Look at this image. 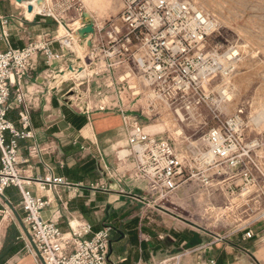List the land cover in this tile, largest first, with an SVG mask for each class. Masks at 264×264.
<instances>
[{"label": "crops", "instance_id": "obj_1", "mask_svg": "<svg viewBox=\"0 0 264 264\" xmlns=\"http://www.w3.org/2000/svg\"><path fill=\"white\" fill-rule=\"evenodd\" d=\"M74 2L43 0V4L38 5L34 0L31 2L34 10L29 12L28 2L0 0V51L22 48L30 40H38L59 56L48 60L42 53L35 55L29 74L15 83L9 100V117L18 130H22L19 112L26 110L30 115L32 137L19 140L18 168L26 181L25 188L48 201L41 211L42 218L56 222L64 233L70 232V222H89L93 231L110 226L111 259L125 258V264H159L162 261L158 260L159 256L166 254L169 258L185 248H192L187 257L190 263L213 256L217 264H264L263 219H257L258 223H263L260 226L257 222L248 225L253 231L252 238L245 236L242 225L224 234L215 232L219 237L208 235L207 238L198 232L201 243L196 245L200 248L196 250L193 249L196 246L187 244L185 230H177L173 220L168 218L162 223L156 218L158 215L151 213V199H155V204L159 199L145 181L128 177L134 173L136 160L129 145L125 120L140 116L139 100L136 101L134 92L122 90L119 77L112 82L103 72L90 70L89 63L81 67L83 61L76 53L83 52L79 31L89 22L77 27L69 23L73 17L68 20L67 9ZM66 4L68 6L62 10ZM4 32L8 37L3 36ZM83 69L90 70L84 78L80 76ZM19 91L24 96L20 108L16 106ZM155 131L159 136L161 130ZM200 141L201 138L195 141L185 138L175 146L184 151L189 144L201 146L203 139ZM216 170L204 171V175L211 177L206 188L196 174L198 170L194 171L182 193L193 200L202 190L213 194L214 211L217 212L219 205V210L224 212L221 216L228 210L243 214L248 209L245 204L254 197L256 205L262 206L256 187L246 192L243 179L231 174L232 178L224 185V178L217 175ZM49 177L65 178L71 186L49 189L46 184V189L42 188L45 178ZM230 184L241 188L231 194L227 188ZM252 191H255L254 197L250 196ZM236 197L245 202L243 207L226 202ZM263 212L264 206L259 207V216ZM23 216L20 190L15 186L7 187L0 197V264H41L23 234L20 224ZM12 227L16 228V233H11ZM158 229L164 234L159 232L158 235ZM12 247L15 252L8 256L7 248Z\"/></svg>", "mask_w": 264, "mask_h": 264}, {"label": "built area", "instance_id": "obj_2", "mask_svg": "<svg viewBox=\"0 0 264 264\" xmlns=\"http://www.w3.org/2000/svg\"><path fill=\"white\" fill-rule=\"evenodd\" d=\"M121 1L124 30L115 27L109 34L108 46L101 50L105 61L98 72L110 73L122 64H128L129 72L119 78L120 82L127 81L132 73L143 79L154 95L147 100L153 112L159 111L155 106L157 102L173 109L185 104V110L189 111L194 102L216 101L215 83L227 85L226 80L232 78L241 58L238 45L224 49L223 44L213 41L219 32L216 20L190 0ZM3 36L8 37V33L4 32ZM40 53L48 60L59 58L47 44L38 40H30L22 48L10 47L0 51V197L7 187L15 186L20 190L24 210L20 224L41 264H125V258L111 259L110 226L93 231L89 222H70V232L64 233L56 222L42 218L41 211L48 201L33 195L24 186L26 181L18 168L19 140L32 137L31 120L28 111H20L22 130H18L9 118V100L12 87L29 74L33 57ZM87 57L89 65H98L96 45L91 41ZM205 87L206 91L203 90ZM23 101L24 96L19 91L16 106L20 108ZM239 113L221 120L213 110V117L219 119L217 125L204 133L201 146L189 144L184 151L178 150L168 138L148 132L137 117H127L125 127L136 160L134 173L128 177L145 181L157 199L167 200L175 190L193 178L196 170L202 187L206 188L211 183V177L204 175V171L216 168V174L224 178V185L230 178L239 175L246 192L250 187H256L258 202L262 201L264 206V174L254 173ZM223 166L227 171L222 169ZM119 181L122 182V178ZM46 184L49 189L59 185L71 186L62 177L45 178L42 188L46 189ZM227 188L231 194L238 189L234 184ZM210 210L213 213L211 207L205 209L206 213ZM248 212L249 209H245L243 214ZM259 217L264 220V212ZM218 223H222L221 220ZM242 229L247 238L253 237L248 225ZM89 234L92 235L87 237ZM193 249L200 248L196 246ZM191 250L185 248L159 264H217L213 256L188 262Z\"/></svg>", "mask_w": 264, "mask_h": 264}, {"label": "rangeland", "instance_id": "obj_3", "mask_svg": "<svg viewBox=\"0 0 264 264\" xmlns=\"http://www.w3.org/2000/svg\"><path fill=\"white\" fill-rule=\"evenodd\" d=\"M190 1L203 9L218 23L219 32L213 37L214 42L223 44L224 49L230 45H238L241 51V58L236 72L230 80H226L225 84L227 85L224 86L223 82L215 83L213 89L215 90V100H217L212 103L203 104H196L195 102L192 104L187 103L191 104V110L189 111L185 110V104H181L175 109L169 107V112L165 110L166 105L157 102L155 104L159 109L157 111L159 113H157L152 111L147 101L149 99L148 94L151 92L148 84L143 79H139L134 73L128 77L127 81L121 83L122 90L136 92V101L139 100L138 112L140 116H135L145 129L152 134H155L157 128L160 129L159 136L168 138L176 146H179L183 140L185 141V138L190 141L201 138L200 142H202L204 133L208 132L219 122V119L213 117V110H216L221 120L241 112L239 113L240 127L244 129V141L250 149L254 173L256 175L264 174V0ZM67 6L66 4L61 9L63 10ZM122 9L123 4L121 0H75L74 5L70 9H67L68 20L73 17L71 21L69 20V23H75L74 27L86 22L93 23L97 27L93 35H90V38L80 34L79 39L82 40L83 52L76 51V53L83 61L81 67H85L84 63L88 65L90 62L87 57L90 41L96 45L98 52L96 63L98 65H90L88 68L93 70L104 64L105 59L101 50H104L108 46L109 34L113 32L115 27L124 30L121 20ZM82 12L85 13V16H81ZM66 17L67 15H65ZM83 53L85 54L84 56ZM127 67L128 64H122L110 73H103L113 82L115 77H123L129 72ZM99 70L100 67L95 72ZM89 71L87 70L84 75L85 77L90 73ZM82 72L81 70L80 73ZM218 85L222 86L218 87ZM221 88L230 92V99L222 103V108H220L222 104L219 102L221 99ZM203 90L206 91V87ZM193 110L196 115L191 116L190 113ZM180 113L185 116V121H180ZM127 153L125 152V154ZM223 170L227 171L225 167ZM183 190H185V184L171 194V199L159 200L156 204L154 203L155 199H151L152 207L150 209L151 213L158 215L156 218L160 222L164 223V220L170 218L175 223V226H177V230H185V234L199 232L209 238V234L197 229L190 223L221 234L227 233L231 228L239 225L244 226L258 223L257 219L260 218L259 207H262L263 203L261 201L262 206L256 205L255 191H252L250 195L254 197V200L249 196L251 199L247 201L248 204H245L249 209L247 214H238L236 210H228L225 214L226 216L222 217L220 214L224 213L223 210L218 209V213L214 211L213 194L202 190L200 196L193 200L187 198L182 193ZM226 201L238 204L234 206H238L239 208L243 207L245 203L237 197ZM207 207H211L213 213L212 210L206 213L205 209ZM220 220L222 223H218ZM262 224L258 223L259 226ZM158 228L166 230L164 227ZM159 229L158 235L161 232ZM210 238L213 239V237ZM167 257L164 254L163 256H159L158 260L159 258L163 260Z\"/></svg>", "mask_w": 264, "mask_h": 264}, {"label": "water", "instance_id": "obj_4", "mask_svg": "<svg viewBox=\"0 0 264 264\" xmlns=\"http://www.w3.org/2000/svg\"><path fill=\"white\" fill-rule=\"evenodd\" d=\"M18 2H20V3H23V2H28L29 4H28V11L29 12H33V10H34V5L33 4H31V2L32 1H34V0H17ZM43 2V0H38V3L40 4V3H42ZM87 15V14H86ZM80 34L82 35V36H89L90 34H93L94 32H95V25L93 24V23H88V24H86L83 28H81L80 29ZM73 69V68H72ZM191 225H193V226H195L197 229H199V230H201V231H203V232H205V233H207V234H209V235H212V236H215V237H219V236H217L214 232H212V231H209V230H206V229H204V228H202V227H200V226H198V225H195V224H193V223H190Z\"/></svg>", "mask_w": 264, "mask_h": 264}, {"label": "trees", "instance_id": "obj_5", "mask_svg": "<svg viewBox=\"0 0 264 264\" xmlns=\"http://www.w3.org/2000/svg\"><path fill=\"white\" fill-rule=\"evenodd\" d=\"M10 118V117H9ZM1 151V150H0ZM1 153V152H0ZM6 198V197H5ZM16 233V228L15 227H12L11 228V233ZM185 240H187V244L189 246H196L198 245L199 243H201V238H200V235L198 232H190L188 234H185ZM5 250H6V247H5ZM7 251H8V256L12 255L14 252H15V248L12 247V248H7Z\"/></svg>", "mask_w": 264, "mask_h": 264}, {"label": "bare ground", "instance_id": "obj_6", "mask_svg": "<svg viewBox=\"0 0 264 264\" xmlns=\"http://www.w3.org/2000/svg\"><path fill=\"white\" fill-rule=\"evenodd\" d=\"M36 3L38 4V5H42L43 3H38V0H36ZM90 36V35H89ZM89 36H88V38H89ZM81 47V46H80ZM81 50H82V47H81ZM86 69H83V72L80 74V75H82V76H84L85 74H86ZM217 85V84H216ZM220 86H222V85H218V87H220ZM220 93H221V99H220V101L219 102H221V104L222 103H224L225 101H227V99H230V92L228 91V90H223L222 88L220 89ZM149 97H151V98H153L154 97V95H153V93L152 92H150L149 94ZM221 107L220 108H222V106H223V104L222 105H220ZM166 108H168L169 109V107L168 106H166ZM191 108V107H190ZM178 115V114H177ZM190 115L192 116V115H196L195 114V112H194V110L193 111H191V113H190ZM180 121H185V116L182 114V113H180Z\"/></svg>", "mask_w": 264, "mask_h": 264}]
</instances>
